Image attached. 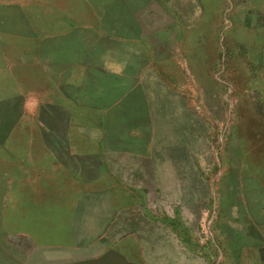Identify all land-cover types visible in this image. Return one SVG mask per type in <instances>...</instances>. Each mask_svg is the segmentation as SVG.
Listing matches in <instances>:
<instances>
[{"label":"rangeland","instance_id":"1","mask_svg":"<svg viewBox=\"0 0 264 264\" xmlns=\"http://www.w3.org/2000/svg\"><path fill=\"white\" fill-rule=\"evenodd\" d=\"M42 1L68 13L72 37L65 45L75 64L91 47L107 51L88 58V86L132 87L112 122L130 114V105H141L143 95H162L165 131L142 118L127 120L137 135L110 159L123 179L143 186L150 178L164 182L163 198L154 204L137 198L151 211L149 225L162 229L153 241L167 244L155 248L153 259L264 264V0ZM99 28L117 42L100 47ZM107 131L129 134L111 124ZM24 169L0 155V173L9 177L0 190L4 215L16 214L10 199L26 178ZM19 226L14 217L0 220L6 233L0 234V264H45L47 251L56 248H30L29 242L20 248L14 238Z\"/></svg>","mask_w":264,"mask_h":264},{"label":"crops","instance_id":"2","mask_svg":"<svg viewBox=\"0 0 264 264\" xmlns=\"http://www.w3.org/2000/svg\"><path fill=\"white\" fill-rule=\"evenodd\" d=\"M67 14L50 1L0 0V155L24 165L26 174L10 199L16 214L0 210V220L14 217L22 223L14 231L20 248L26 242L30 248L37 243H42L37 248H56L47 251L45 264H166L152 256L155 248L167 247L153 241L162 229L149 225L151 211L137 202L138 197L152 204L162 199L158 191L164 182L150 178L143 186L123 179L118 163L110 160L137 135L127 120L142 118L149 126L157 123L159 133L165 131L162 95L160 100L143 95L141 105H130V114L112 122L132 87L88 86V58L107 51L91 47L80 52L75 64V54L65 45L73 26ZM99 31L100 47L117 42ZM158 106L157 114L153 109ZM110 124L127 127L129 134H109ZM7 180L0 173V190ZM2 203L0 198V209ZM172 247L176 253L177 245Z\"/></svg>","mask_w":264,"mask_h":264},{"label":"water","instance_id":"3","mask_svg":"<svg viewBox=\"0 0 264 264\" xmlns=\"http://www.w3.org/2000/svg\"><path fill=\"white\" fill-rule=\"evenodd\" d=\"M18 264L20 263L19 261L17 262ZM21 264V263H20ZM22 264H24L23 262H22Z\"/></svg>","mask_w":264,"mask_h":264}]
</instances>
